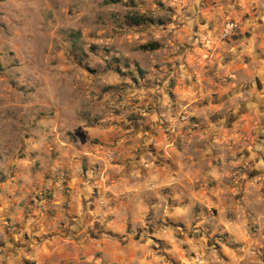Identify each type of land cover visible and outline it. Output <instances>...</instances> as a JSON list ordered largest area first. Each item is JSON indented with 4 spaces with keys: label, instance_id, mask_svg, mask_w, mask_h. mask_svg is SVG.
<instances>
[{
    "label": "rangeland",
    "instance_id": "rangeland-1",
    "mask_svg": "<svg viewBox=\"0 0 264 264\" xmlns=\"http://www.w3.org/2000/svg\"><path fill=\"white\" fill-rule=\"evenodd\" d=\"M135 14L156 22L132 25ZM255 37L260 54L264 0L0 1V264H50L33 230L50 210L48 182L71 179L59 147L84 154L89 127L122 120L132 136L144 131L134 144L144 169L173 150L193 179L161 189L143 234L114 236L137 251L130 264H264V138L249 102L257 79L264 103V62L238 52ZM78 168L95 179L101 165Z\"/></svg>",
    "mask_w": 264,
    "mask_h": 264
},
{
    "label": "crops",
    "instance_id": "crops-1",
    "mask_svg": "<svg viewBox=\"0 0 264 264\" xmlns=\"http://www.w3.org/2000/svg\"><path fill=\"white\" fill-rule=\"evenodd\" d=\"M107 123L89 127V135L95 143L83 151L84 154L78 146L59 147L64 169L61 171L69 174L71 179L63 183L55 180L48 182L52 195L47 201L50 210L44 212L41 229L33 230L34 235H41L44 240L37 255L50 264H84L82 256L90 261L99 252L107 258L108 264H130L137 257V251L132 256L128 255L131 246L128 248L122 242L115 245L114 236L126 235L133 228L131 234L134 236L139 232L143 234L149 212L152 210L155 215L161 212V189L186 188L193 181L191 173L186 172L181 163L174 165L178 153L173 150L164 155L166 159L168 156L171 159L170 165L160 162L157 167L144 169L139 163L143 150L137 153L134 145L136 142V146L139 145L144 131H137L139 126L133 125L137 133L132 136V127L126 121ZM155 138H159V145L164 139L161 133ZM75 157L78 159L74 162ZM85 159L101 165L95 179H88L80 172L78 166ZM165 215L168 221L176 218L169 212ZM24 225L25 231L32 226L28 223ZM137 226L142 228H135ZM158 234L160 239L171 238L166 232ZM83 237L91 241L85 244L76 241ZM34 238L37 239L36 236ZM77 243L82 245L76 247ZM71 246L74 248L69 249Z\"/></svg>",
    "mask_w": 264,
    "mask_h": 264
},
{
    "label": "flooded vegetation",
    "instance_id": "flooded-vegetation-1",
    "mask_svg": "<svg viewBox=\"0 0 264 264\" xmlns=\"http://www.w3.org/2000/svg\"><path fill=\"white\" fill-rule=\"evenodd\" d=\"M257 41H258L257 37L252 38L250 41H247V40L244 41L243 42L244 48H239V50H238V52L240 53V56L244 55L246 53H249L250 56L255 58V60L258 61V59H259V60H262L264 62V49H262L260 51V54L257 51V49H255ZM254 88H255V93H253V96H252V98H250L249 102L253 106V108H255L256 110H259V114H260L259 125H260L261 129L258 132V136H260V138H264V135H263V133H264V116H263V112H264L263 111V105H264V103L261 102L260 98H259V96L262 93V89H261L262 86L257 82V79H256V85L254 86ZM227 119L231 123V121L233 119L232 114H230ZM222 124L227 126V123H222ZM220 125H221V123L217 124L216 127H218ZM216 127L213 130H216L217 129Z\"/></svg>",
    "mask_w": 264,
    "mask_h": 264
},
{
    "label": "trees",
    "instance_id": "trees-1",
    "mask_svg": "<svg viewBox=\"0 0 264 264\" xmlns=\"http://www.w3.org/2000/svg\"><path fill=\"white\" fill-rule=\"evenodd\" d=\"M0 1H3V0H0ZM106 2L118 3L120 2V0H106ZM127 19L132 25H135V26H139L145 23H155L156 22V20L151 16L138 15V14L128 16ZM141 48L143 50H155L159 48V43L158 42L149 43V44L143 45Z\"/></svg>",
    "mask_w": 264,
    "mask_h": 264
},
{
    "label": "built area",
    "instance_id": "built-area-1",
    "mask_svg": "<svg viewBox=\"0 0 264 264\" xmlns=\"http://www.w3.org/2000/svg\"><path fill=\"white\" fill-rule=\"evenodd\" d=\"M236 24L229 23L227 24L226 28L224 29V37H228L233 35L234 31L236 30Z\"/></svg>",
    "mask_w": 264,
    "mask_h": 264
}]
</instances>
